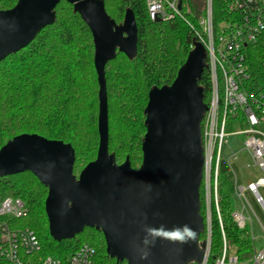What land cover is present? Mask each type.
<instances>
[{
    "label": "water",
    "instance_id": "obj_1",
    "mask_svg": "<svg viewBox=\"0 0 264 264\" xmlns=\"http://www.w3.org/2000/svg\"><path fill=\"white\" fill-rule=\"evenodd\" d=\"M90 28L99 83V146L77 176L71 143L23 133L0 148V177L31 172L48 188L45 211L56 241L86 227L101 231L107 254L126 264H202L208 242L200 188L205 174L202 121L208 111L200 80L207 49L194 40L171 84L153 85L144 110L146 133L138 169L119 164L109 149L106 65L119 52L138 54V25L131 8L117 23L104 0H65ZM61 0H18L0 10V62L55 23ZM181 6V2L179 3ZM155 21H160L157 18Z\"/></svg>",
    "mask_w": 264,
    "mask_h": 264
},
{
    "label": "trees",
    "instance_id": "obj_2",
    "mask_svg": "<svg viewBox=\"0 0 264 264\" xmlns=\"http://www.w3.org/2000/svg\"><path fill=\"white\" fill-rule=\"evenodd\" d=\"M108 14L117 22L131 8L138 25V54L130 60L124 53L106 65L109 104V149L119 164L127 156L133 168L143 160L142 138L146 133L144 110L153 85L171 84L185 63L194 40L204 43L207 33L200 24L206 16V0H182L183 17L155 21L146 0H104ZM18 0H0V10L13 8ZM227 7V0H213V34L218 38L222 25L240 17ZM55 23L42 29L35 39L0 62V148L23 133H37L49 139L71 143L75 149L74 173L95 160L99 146V83L94 64L93 35L73 5L65 0L56 7ZM251 73L264 81V32L246 49ZM205 102L210 103L212 83L208 70L201 80ZM214 172H212L213 174ZM205 182L200 188L201 214L206 224L201 239L208 237L207 264H216L226 239L242 258L255 245L247 226L241 228L233 215L235 203L228 182L218 174L216 201L211 195L207 214ZM48 188L31 172L0 177V202L6 196L21 198L27 216L18 219L21 227L33 229L41 242L38 255L67 260L82 245L96 251L95 264L117 263L106 251L101 231L86 227L75 238L56 241L49 232L45 211Z\"/></svg>",
    "mask_w": 264,
    "mask_h": 264
},
{
    "label": "built area",
    "instance_id": "obj_3",
    "mask_svg": "<svg viewBox=\"0 0 264 264\" xmlns=\"http://www.w3.org/2000/svg\"><path fill=\"white\" fill-rule=\"evenodd\" d=\"M146 5L153 20L183 17L182 0H146ZM227 7L231 12L241 15L224 23L217 39L213 34V0H206V16L200 21L207 33L202 43L207 49V70L212 83L208 111L202 121L206 160L204 182L206 186H212L213 182L216 201L218 174L221 172L223 151L229 136H245L243 142L246 151L254 165L264 172V81L252 75L246 51L264 32V0H227ZM235 125L240 130L232 131ZM259 186H264V176L256 182L250 180L247 187L235 184V193L243 200L245 190H250L264 210V198L258 190ZM27 212L21 198L6 196L0 202V264H95L96 251L87 244L82 245L67 260L39 256L41 242L38 235L33 229L21 227L17 222L19 218L27 216ZM233 215L239 227L247 226L243 212L235 210ZM210 235L209 227L206 239L208 248L202 264L208 262ZM252 240L254 242L255 238ZM216 264H264V248L255 247L250 257L241 258L236 252L230 253L224 238L223 252Z\"/></svg>",
    "mask_w": 264,
    "mask_h": 264
},
{
    "label": "rangeland",
    "instance_id": "obj_4",
    "mask_svg": "<svg viewBox=\"0 0 264 264\" xmlns=\"http://www.w3.org/2000/svg\"><path fill=\"white\" fill-rule=\"evenodd\" d=\"M240 130V127L235 125L234 132ZM245 136L242 134H234L228 137V144L224 147L223 159L221 162L222 177L228 182L232 192L235 203V210L243 212L247 218V228L251 232L252 238H255L254 244L256 248H264V210L263 205L260 204L253 192L246 189L243 200L235 193V184L237 186L247 187L250 180L256 182L264 172L258 166L254 165L253 160L244 146ZM211 179L214 180V173H211ZM212 186L206 184L205 199L207 203V214H211V195L215 198V193ZM260 194L264 198V186L258 188ZM212 192V194H211ZM216 200V198H215ZM235 248L230 250V253L235 254ZM244 257H250V254H245Z\"/></svg>",
    "mask_w": 264,
    "mask_h": 264
}]
</instances>
